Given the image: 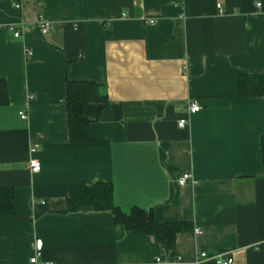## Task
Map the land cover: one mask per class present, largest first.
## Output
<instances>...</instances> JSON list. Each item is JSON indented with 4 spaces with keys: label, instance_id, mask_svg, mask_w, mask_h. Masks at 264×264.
Masks as SVG:
<instances>
[{
    "label": "crops",
    "instance_id": "obj_1",
    "mask_svg": "<svg viewBox=\"0 0 264 264\" xmlns=\"http://www.w3.org/2000/svg\"><path fill=\"white\" fill-rule=\"evenodd\" d=\"M19 22L32 28L15 38ZM261 74L264 0H0V188L16 211L0 216V264H31L35 239L41 264H264V97L238 96L240 76ZM67 80L108 101L87 104V143L70 142ZM103 182L124 212L193 228L165 251L109 211L68 210L72 190Z\"/></svg>",
    "mask_w": 264,
    "mask_h": 264
},
{
    "label": "trees",
    "instance_id": "obj_2",
    "mask_svg": "<svg viewBox=\"0 0 264 264\" xmlns=\"http://www.w3.org/2000/svg\"><path fill=\"white\" fill-rule=\"evenodd\" d=\"M238 96L264 97V74L257 77L240 76L238 79ZM66 108L68 116V131L71 143H87L90 140V124L92 120L85 116L87 104L97 102L107 104L106 97L99 94L98 84L90 80H67ZM8 90L5 79L0 78V106L7 105ZM262 139L264 168V135ZM68 210L75 211H109L114 215L115 223L122 225L139 235L155 236L165 251H171L176 245V235L179 232L190 231L191 222H159L153 209L132 207L130 212H124L114 201V187L110 183H95L72 190L68 197ZM16 215L14 190L10 187L0 188V216Z\"/></svg>",
    "mask_w": 264,
    "mask_h": 264
},
{
    "label": "built area",
    "instance_id": "obj_3",
    "mask_svg": "<svg viewBox=\"0 0 264 264\" xmlns=\"http://www.w3.org/2000/svg\"><path fill=\"white\" fill-rule=\"evenodd\" d=\"M258 6H260V3H258ZM37 29L42 32V34H49L52 32V27L49 24V22L41 17L39 21L36 23ZM32 28V25L29 23L25 22H19L17 24H12L9 26V32H13V35L15 38L20 37L22 34H25L26 32H29V30ZM27 54L31 55L32 51L27 50ZM188 110L191 113H196L200 110V105L197 101H193L189 104ZM20 118L26 120L27 119V114L25 111L19 112ZM187 124L186 119H180L178 121V127H184ZM30 171L31 172H37L41 168V163L36 160V159H30ZM193 179V175L191 172L189 173H184L178 180L179 185H184L189 180ZM197 234H201L202 231L200 229L195 230ZM34 253L33 257L30 259L31 264H41L39 261L40 256L42 255L43 251V241L42 239H35L32 244ZM197 262H202L205 261L206 259H211L215 262V264H232L233 263V258L231 257L229 252H221L220 254H216L213 256H209L208 253L205 251L199 252L197 255ZM157 264H185V261L183 259V256L177 255V258L173 260H161L157 259L156 260Z\"/></svg>",
    "mask_w": 264,
    "mask_h": 264
}]
</instances>
